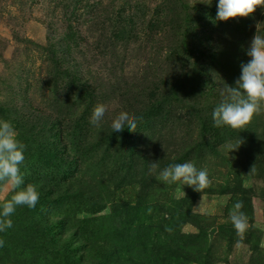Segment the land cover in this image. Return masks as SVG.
Listing matches in <instances>:
<instances>
[{"label":"rangeland","instance_id":"obj_1","mask_svg":"<svg viewBox=\"0 0 264 264\" xmlns=\"http://www.w3.org/2000/svg\"><path fill=\"white\" fill-rule=\"evenodd\" d=\"M218 3L0 0V119L26 145L22 187L39 192L0 233V264H264V112L241 130L212 118L264 36V7L223 21ZM121 111L135 133L113 132ZM185 162L207 169L204 193L156 178ZM12 194L0 185V203Z\"/></svg>","mask_w":264,"mask_h":264},{"label":"clouds","instance_id":"obj_2","mask_svg":"<svg viewBox=\"0 0 264 264\" xmlns=\"http://www.w3.org/2000/svg\"><path fill=\"white\" fill-rule=\"evenodd\" d=\"M202 2L210 4L211 0ZM258 7H264V0H219L217 19L228 21L237 17L247 18ZM247 55L251 59L241 66L242 75L236 82V87L227 86L221 91L222 100L212 112L213 123L217 128L227 126L233 130H241L251 122L254 115L264 112V36L258 34V31L251 41ZM107 111L105 105H97L90 123L99 127ZM111 128L113 132H122L127 128L135 133L138 129V118L121 111L113 118ZM239 145L240 143H227L223 147L231 152ZM25 150L26 145L17 138L12 122L0 119V185H11L14 191L10 198L0 203V233L14 226L11 217L18 207L34 209L39 202V192L34 185L22 187L24 178L21 174V165L25 160ZM158 167V163L153 162L149 172L156 174ZM254 172L255 167L251 173ZM156 178L165 185L176 184L181 188L187 185L199 193H204L211 185L207 169H197L191 162L170 164L159 171ZM199 207H194L193 211ZM242 209L243 202L237 201L229 212V219L240 239H243L248 227V217ZM4 245L5 241L0 239V248ZM261 247H264V242Z\"/></svg>","mask_w":264,"mask_h":264}]
</instances>
